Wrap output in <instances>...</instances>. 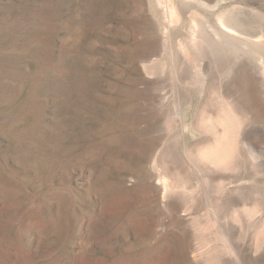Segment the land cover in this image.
I'll use <instances>...</instances> for the list:
<instances>
[{"label":"rangeland","instance_id":"374dc122","mask_svg":"<svg viewBox=\"0 0 264 264\" xmlns=\"http://www.w3.org/2000/svg\"><path fill=\"white\" fill-rule=\"evenodd\" d=\"M166 1L0 0V264H264V144L227 171L259 191L203 157L219 88L250 95L192 41L264 0Z\"/></svg>","mask_w":264,"mask_h":264},{"label":"bare ground","instance_id":"6f19581e","mask_svg":"<svg viewBox=\"0 0 264 264\" xmlns=\"http://www.w3.org/2000/svg\"><path fill=\"white\" fill-rule=\"evenodd\" d=\"M167 1L169 2V0ZM193 1L202 7L208 9L210 8L209 7L210 5H208L206 2H203L202 0L201 1L193 0ZM215 7L216 5L213 8ZM166 9H170L169 6L166 7ZM171 11L169 13L168 12L166 13L169 15ZM220 11H222V9H220ZM254 12H256L254 14H257V16H259L258 18L264 20V15L262 13L258 11H254ZM216 13H215L216 15L214 14L215 18L213 19L211 26L209 27L207 26L210 33L209 34L210 37H207L209 35L208 34L206 35L205 26H203L202 24L203 22H201L202 20L200 21L198 19L199 17L197 19L201 22L200 26L198 25L199 21L196 22L197 25L194 23L195 21H193L192 24H195L194 26H192V28H194L193 30L195 31V34L194 32L192 33V35H194V37L192 36L193 37L192 41L194 42V44L193 43L192 44L195 46L194 49L197 48L198 53L200 55L204 53L203 49L205 48L207 49L206 52H208L209 55H211L212 57L214 56L213 58L216 57L218 58V56H222L223 58H225L226 63L224 62L225 65L224 67H222V70H220L221 72L218 70L220 73L219 75L221 77H225V76L227 77L233 74L234 78H238L241 81L242 85H244V87L248 90V94L250 96L248 95L249 99L247 98L246 101L242 103L239 102L240 105L238 106H237L238 102H236V107H235V105H233L235 103H233L230 97L227 96L228 94L225 93L223 89L224 87L219 88L220 99L218 100L220 101L222 100L221 106L223 107L224 105L223 109L226 111H224L223 114H221L222 116L219 115V117L221 116L220 119L217 118L218 120L215 122H213L210 119L208 122L211 123L206 124L205 125L206 127H203L202 133L204 139L210 140L213 143L212 145H208V147L204 149L203 157L208 163H216V165L225 172L221 174L220 181L222 183L219 186V189L223 194H241L249 191L250 192L259 191L260 190L259 185L249 184V182L244 178H240V177L235 178L232 174L227 173V171L233 170L235 168V162L237 158L243 155V152L249 154V156H252L255 147H258L260 144H264V105L262 104L258 96L252 91L256 87H264V27H261L262 26L261 25L258 27L259 29L257 31H254L251 28L252 26H250L248 23H246V21H244L245 19L242 20L241 18H239V16L236 17V15L234 16L233 14L229 13V11L228 12L222 11ZM169 18H171L170 15L168 18L166 17V19L173 21L172 18L171 19ZM162 23L163 22H160L159 24H161V26L163 27ZM197 33H199V35ZM183 50L185 49L183 48ZM215 64H218V62L214 63V65ZM175 71L177 70H174L173 72ZM203 75L204 72L202 71V76ZM179 76H176L179 78V79L177 78L178 81H176L178 83L180 81ZM174 78L175 77H173V79ZM180 103L175 101V103L172 106L174 109L173 112L174 118L172 120L173 121L175 120L174 123L177 122L179 124L183 122V111H182L183 107L181 106L182 104ZM214 105H216V103ZM237 107L238 110L235 109ZM240 118L242 119L241 120L242 123L240 122ZM245 121L247 122V124L245 126H242L244 125ZM177 123H176V127H177ZM221 234L224 238H228L227 237L228 234L225 233L224 230H221Z\"/></svg>","mask_w":264,"mask_h":264}]
</instances>
